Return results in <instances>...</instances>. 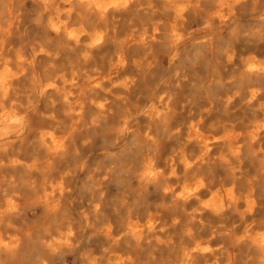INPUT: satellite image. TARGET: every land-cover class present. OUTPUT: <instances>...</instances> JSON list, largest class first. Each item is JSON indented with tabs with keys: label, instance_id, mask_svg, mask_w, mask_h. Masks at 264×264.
Returning a JSON list of instances; mask_svg holds the SVG:
<instances>
[{
	"label": "clouds",
	"instance_id": "clouds-1",
	"mask_svg": "<svg viewBox=\"0 0 264 264\" xmlns=\"http://www.w3.org/2000/svg\"><path fill=\"white\" fill-rule=\"evenodd\" d=\"M0 264H264V0H0Z\"/></svg>",
	"mask_w": 264,
	"mask_h": 264
}]
</instances>
